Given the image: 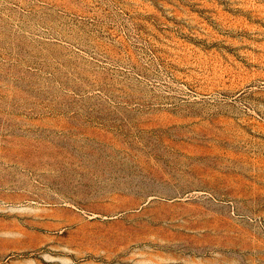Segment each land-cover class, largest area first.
<instances>
[{
    "label": "rangeland",
    "instance_id": "374dc122",
    "mask_svg": "<svg viewBox=\"0 0 264 264\" xmlns=\"http://www.w3.org/2000/svg\"><path fill=\"white\" fill-rule=\"evenodd\" d=\"M0 264H264V0H0Z\"/></svg>",
    "mask_w": 264,
    "mask_h": 264
}]
</instances>
